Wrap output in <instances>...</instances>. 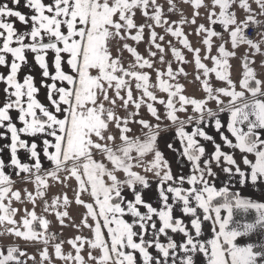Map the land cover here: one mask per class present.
Wrapping results in <instances>:
<instances>
[{
	"label": "snow or ice",
	"instance_id": "obj_1",
	"mask_svg": "<svg viewBox=\"0 0 264 264\" xmlns=\"http://www.w3.org/2000/svg\"><path fill=\"white\" fill-rule=\"evenodd\" d=\"M20 2L21 0H11L16 6ZM188 2L193 9L206 7L203 0ZM211 2L214 10L208 12L209 24L218 23L225 31L230 30L233 48L239 44H247L254 53H260L261 44H264V31L260 30L264 27V20L258 19L257 16H264V0H254L260 9L258 14L253 12L248 0H238L239 8L246 13V19L242 21L237 20L233 11L237 0ZM167 3L168 12H175L173 0H167ZM24 6L33 14L29 16L9 7L8 3H0V67L7 69L6 75L0 72V83L5 85L2 89L3 98L0 100V140H10L8 144L0 145V226L4 232L28 242H41L45 247L40 252V264L45 261L51 264L48 252L50 242L55 257L66 264H85L81 255V249L85 245L89 249L100 251L98 258L93 256L91 251L88 254V258L95 260L96 264H138L135 255L137 252L142 264H177L178 256L179 264H194L196 254H202L206 264H264V248L255 250L253 245L238 247L233 241L241 232L226 230L233 208L255 209L257 223L264 222V203H253L238 196L233 201L229 198L226 187L217 190L210 186L209 180L205 178V172L211 177L216 175L212 171L210 160L215 161L217 165L220 164L221 157L227 165H233L236 161L232 155H227L221 150V145L206 134L202 125L214 127L228 147L239 149L242 153L254 154V162L245 156L243 163L250 166L252 184L264 180V139L257 131L264 130V99L261 98L264 97V91L261 90V81L248 66L250 61L247 57L244 59L243 78L240 80L243 90L236 91L227 72L228 57L234 53L227 51L221 44L218 48L219 55L211 57L213 67H206L201 62L200 49H192L182 31V25L195 23L198 11H194L191 21L181 14L178 22L169 23L157 0H49L48 3L44 0H25ZM215 9H218V12ZM137 10L152 23L146 22L137 26L134 23ZM117 16L119 19H114ZM11 18L19 21L24 29L18 30ZM156 27L164 28L166 34L175 37L179 44L195 53V66L197 70H202L203 90L207 93V99L185 96L181 94L182 86L179 83L170 82L180 74L186 75L183 68L174 71L171 62H167L166 71L155 69L158 53L159 63H166V49L163 46L165 37L155 31ZM250 27L254 29V35L261 38L259 42H254L246 35ZM145 28L149 31L148 58L139 54L135 47L123 43L120 51L127 50L134 58V62L125 68L119 57H112L110 46L113 41L127 39L141 42ZM196 32L204 34L203 44L209 50L212 37L220 35L212 27L206 28L204 24H200ZM153 47L156 51H152ZM169 48L176 61H184L181 51L171 42ZM29 52L33 54L35 64L42 70L40 87L47 90V106L36 98L39 89L34 83V76L26 74L22 82L18 79L19 72L27 64ZM49 53L53 54L51 67L54 71H50V64L46 60ZM207 58L206 56L205 59ZM65 65L70 71L64 70ZM146 68L155 69V87L160 92L167 93V100L158 101L164 106L166 118L175 125L173 142L168 143L167 147L190 163V171L193 174L186 178L183 174L178 179L174 178L168 161L156 149L159 132H166L168 126L161 127L158 123L154 128L147 120L135 119L142 106H146L147 112L157 121L161 119L157 108L154 107L157 96L150 90L153 86L150 85L149 73L144 71ZM93 71L97 74L93 75ZM210 73H214L220 81H227L229 87L217 88L214 94L208 82ZM196 79L200 80V76L197 75ZM48 80L51 83H47ZM133 82L135 89L141 93L136 98L131 87ZM109 89L114 90L115 99L110 100ZM245 91L249 96L245 95ZM220 95L230 98L226 105ZM101 96L103 101L111 106L106 107L105 103L100 102ZM116 99L122 102L120 107L126 111L125 118L114 112ZM209 100H215L219 112H228L227 130L235 138L234 144L221 131L223 125L218 118V112L206 106ZM187 106H191V114H187ZM130 107L135 111L129 110ZM179 112L186 113V119H180L177 115ZM13 113L17 115L13 116ZM110 123H114L120 133L121 143L117 147L93 140V137H96L100 141H113L112 135H104ZM130 123H139L142 130L147 129L143 139L128 135L131 131ZM189 125L193 126L191 132L186 131V126ZM244 125L247 126L246 130ZM22 135L31 137V142L23 139ZM197 137L214 145L210 160H204V167L200 166L199 161L205 156L206 148L201 146ZM37 140L41 141L42 148L38 146ZM176 141L181 145L182 151L175 147ZM5 149L10 154L7 162L3 158ZM94 149L110 162V168L105 162L93 159ZM20 150L28 154L31 162L21 161L18 157ZM40 151L43 153V160ZM151 152L155 153V157L148 170L154 171L158 180L159 209L143 200L142 193L149 189L150 181L133 170L140 166L145 153ZM134 160L137 163H133ZM45 162L50 163L51 168L45 169ZM6 168L11 171L6 173ZM222 171L229 176L233 174L229 167H224ZM62 172L68 173L63 178L64 181L69 177L77 181L76 203L86 209L82 224L84 227H90L93 233L92 239L77 236L68 241L75 250V255L62 252L63 242H55L56 234L48 231L49 221L44 216H38L34 208L32 211L25 209V214L18 224L14 218L18 209L11 206L13 201L26 200L35 206L37 199L44 200L49 180L59 181V174ZM118 172L123 173V178H118ZM13 173L18 177L23 174V182L33 183L35 191L29 192L25 188L22 197L21 191L13 190ZM235 174L240 177L239 183L244 185L245 172L237 167ZM185 182L192 187L185 189ZM196 185L202 187L197 188ZM125 189L131 190L134 200H126L123 195ZM81 192H90L95 207L80 198ZM217 197H222L224 202L215 205L213 202ZM190 200H194L203 210L204 221L213 219L210 213L215 214L214 224H218L219 230L213 229L214 238L206 242L199 239L202 232L199 218L191 220L192 228L195 229L194 236L188 232L180 219H173L172 213L178 204L182 205L183 214L196 216V208L190 206ZM67 204L66 195L62 200L60 197H53L51 204L44 200V211L57 210ZM141 205L146 209L143 213L138 207ZM222 210L226 212L223 217ZM55 215L63 224V218L68 213L55 211ZM125 215L132 217L131 222L124 219ZM88 217L95 221L94 227L87 224ZM157 219L160 225L158 228ZM102 228L107 230L108 240L105 239ZM136 228L140 231L137 232ZM253 228L254 225H245L244 231H251ZM168 230L173 234H183L186 240L177 244L167 235ZM162 235L167 236L166 243L161 242ZM136 237L139 242L134 239ZM151 248H154L158 255L150 254ZM26 255L16 246L0 245V264H24L21 257ZM29 259L34 260L32 257Z\"/></svg>",
	"mask_w": 264,
	"mask_h": 264
},
{
	"label": "crops",
	"instance_id": "obj_2",
	"mask_svg": "<svg viewBox=\"0 0 264 264\" xmlns=\"http://www.w3.org/2000/svg\"><path fill=\"white\" fill-rule=\"evenodd\" d=\"M45 3H48L49 0H44ZM0 3H8L9 7L14 8V10H18L23 14H27V15H31L33 14L31 12V10H29L28 8H26L24 6L25 0H21L20 4L18 6L13 5L11 3V0H0ZM255 13H259L260 9L257 6L255 11H253ZM258 17H262L260 15L257 16ZM176 18V17H175ZM259 19V18H258ZM12 22H14V26L18 29V30H23L24 26L20 24L19 21H17L15 18H11ZM30 27V25H29ZM66 31V29H65ZM143 42H146V44L148 43V38H149V31L146 28V31L144 30L143 33ZM257 39V40H256ZM254 40V42H259L260 37L258 36ZM0 43H2V41H0ZM15 46V45H14ZM131 47H135L132 44L130 45ZM148 46V44H147ZM246 46V45H245ZM165 47V46H164ZM239 48V47H238ZM121 48L117 47H112L110 46V52L113 58H117L119 57V55H124L125 58V64L123 63L122 65L127 68L129 63H133L134 62V58L131 56V54L127 51V50H123L120 51ZM138 52L148 58V47H142V49H140V51L138 50ZM253 53V59L252 61H260L259 57H264V44H261V51L260 53H254V50H252ZM236 54V61L240 60L239 59V54ZM228 57V61H229ZM11 58L9 57V60ZM53 59V54L49 53L48 56L46 57V60L49 62L50 64V71H54V69L51 67V61ZM245 59V58H244ZM243 59V61H244ZM251 60V58H248ZM121 62L122 59H121ZM230 62V61H229ZM259 68V67H258ZM64 70L70 71L67 66L65 65ZM150 69H144V71H147L149 73ZM259 70V69H258ZM0 72L4 73L5 75L7 74V69L0 67ZM41 72L42 70L38 67V65L35 64L34 61V57L33 54H31L30 52L27 53V64L25 66L22 67L21 71L18 74V79L20 82L23 81V78L26 74H31L32 76H34V83L36 85V87L39 89V92L37 94V100L39 102H41L42 104H45L46 106L48 105V100L46 97V92L47 90L45 88L40 87L41 85ZM93 75H96L97 72L93 71L92 72ZM150 76V74H149ZM257 79H259L261 81V90L264 91V77L261 76H256ZM47 83H51L50 80L47 81ZM254 82H253V86H254ZM5 85L3 83H0V100H2L3 98V93H2V89ZM59 86V85H58ZM132 90H133V95L134 98L139 97L141 94L138 93L136 94V89H135V84L134 82L131 84ZM122 95L124 93H121ZM109 98L111 99H115V93L114 90L109 89L108 92ZM246 96H249V93H245ZM262 99H264V97H261ZM146 99V98H145ZM159 99H161V96H157V101H159ZM100 102L105 103L106 107L111 106L108 102L103 101V97H100ZM122 104V102L119 99H116V106L114 107V112L121 118H125L126 117V111L120 107V105ZM155 107V106H154ZM51 110V109H50ZM131 111H135L134 108L130 109ZM158 110V109H157ZM139 112H141V114L138 117H141L144 120H147L149 122V120L151 119L150 117V113L147 112L146 106H142L141 109L139 110ZM16 113H13V116H16ZM218 118L221 120L222 122V129L221 131L224 133L225 137H227L233 144L236 142L235 138L231 136V133L228 132L227 130V122L229 119V114L228 112H218ZM139 119H137L138 121ZM139 125V123H137ZM129 127L131 128V131L128 133L129 136L135 138L136 135L143 131H147V129H143L142 130V126L139 127L136 125V123H130ZM192 125L186 126V131L191 132L192 130ZM246 130V125L243 126ZM155 128V126H154ZM203 130L206 132L207 135H210L213 137L214 141L217 144L221 145V150L227 154V155H232L234 160L236 161L235 164L233 165H227L226 162L223 161V157H221V162L219 165H217L215 163V161H211L210 157L211 154L214 151V145L212 142L209 141H204L202 138L197 137V139L199 140V142L201 143V146L206 148V154L205 156H203L201 158V160L199 161L200 166L204 167V160L208 159L210 160V166L212 168V171L216 174L215 177H211L208 176L207 172H205V178L209 180V184L212 187H215L217 190H219L220 188H224L226 187L228 189V193H233L236 195V197L238 196L240 199L242 200H248L251 201L253 203H264V180H260L257 184H252V182L250 181V166L248 165H244L243 163V159L246 156L250 161L254 162L255 161V156L254 154L251 153H242L239 149H234V148H230L227 145L224 144L223 140L221 139L220 133L217 132L214 127H207V126H203L202 125ZM259 135L261 136L262 139H264V130H257ZM105 137H107L108 135H114V136H119V130L116 128L114 123H110L109 124V128L104 132ZM175 135V126L168 128V130L165 131H160L159 132V136H158V140L156 142V149L158 151H160L164 157L165 160L168 161L169 165H170V171L172 173V175L174 176V178H179V176L181 174L184 175V177L186 178L187 176L193 174L190 169H191V165L190 163L187 161L186 158H181L179 156V154L177 152H173L170 151L169 148L167 147L168 143L173 142V137ZM22 138L27 140L29 143L31 142L32 138L31 137H27V136H23ZM94 142H99V143H108L110 145V143H113V141H100L98 138L93 137ZM38 146H40V148H42V143L40 140L36 141ZM10 143V140L8 139H4V140H0V145L3 144H8ZM114 144V143H113ZM112 146V145H111ZM175 147L177 149H180V151H182L181 145L179 144L178 141L175 142ZM134 155V153H133ZM40 156L41 159L43 160V153L42 151H40ZM18 157L21 159L22 162H31L28 159V154L24 151V150H20L18 152ZM3 158L5 159V161L7 162L10 158V154L8 152L7 149H5L4 153H3ZM93 159L100 161V162H105L107 167H111L110 162L106 161V158L102 156V154L98 151V150H93ZM133 163H136L135 160L133 161ZM44 168H51L50 163L45 162L43 165ZM224 167H229L232 170V175L229 176L228 174H225L222 169ZM239 167L241 169V171L245 172V184L241 185L239 183L240 177L238 174H235V169ZM134 171L138 172L139 174L143 175L138 168H134ZM6 173L10 172V169H5ZM118 178H123V173L122 172H118L117 173ZM13 182H17V181H21L23 179V174L21 176H16L14 173L11 176ZM149 181H150V187L147 190H144L142 193V197L143 200L145 202L151 203L154 207H157L159 209L160 205L158 203V193H157V187H158V181L153 182L154 179H152V177H146ZM175 186V185H173ZM165 187H167V185H165ZM183 187L185 189H188L190 187H192L191 185H188L186 182L183 184ZM197 188L202 187V185H196ZM139 190V189H137ZM123 195L125 196L126 200L128 201H132L134 200V196L131 192V190L129 189H125L123 191ZM84 197L88 198L90 200V203H92L95 207V202L93 200V198L90 195V192H85L84 193ZM169 202H171V195L169 194ZM13 208L18 209V212L16 214V216L14 217L17 221V223L19 224V222L21 221V218L24 216L25 214V209L23 208V204L21 202H17V201H13L12 205ZM190 206L196 208V216H192L191 214H183L182 212V205H176L174 210H173V219H180L182 221V224L185 226V228L188 230V232L190 234H192L193 236L195 235V229L192 228L191 225V220L194 218H199L202 224V232H201V236L199 237V239L202 242H206L209 239L214 238V231L213 229H215V231L219 230V226L218 224H214V217L215 214L214 213H210V215H212L213 219L204 221L203 217H204V212L202 209H200L196 202L194 200H190ZM139 210L143 213L146 211V209L141 205L138 206ZM29 211V209H27ZM38 216H44L45 219L49 220V217H53L52 213L48 214L47 212H36ZM224 215H226V212L224 210L221 211V216L223 217ZM124 219L128 222H131L132 217L130 215H125ZM154 219H156L154 217ZM258 221V216H257V211L255 209L252 208H248V209H240V208H233L232 209V217L231 220L229 222V224L226 226V230H236L241 232V234L239 236H237L233 243L238 246V247H244V246H248V245H253L255 250H259L261 248H264V222H260L257 223ZM101 224H102V220H101ZM254 225L253 230L251 231H244V226L245 225ZM159 221L157 219V228L159 227ZM10 227V226H9ZM37 228H39V226L37 225ZM137 232L140 231L139 228L135 229ZM48 231H53L52 229H48ZM56 232H59L58 230H54ZM60 233V232H59ZM102 233L105 237L106 240H108L107 237V230L102 228ZM61 235V233H60ZM168 236H171L173 241L176 242L177 244L183 242L186 240V237L183 236V234L180 233H176L173 234L171 232V230H168L167 232ZM62 238V236H61ZM137 242H139V238L136 237L134 238ZM161 242H165L167 241V236L162 235L160 237ZM63 242V239L61 240ZM0 245L3 246H16L18 247L21 251H24L27 255L25 257H21V259L24 261V264H40V252L44 250V245L41 242H28L25 241L23 238H17L14 237L13 235L7 234L4 232L3 227L0 226ZM49 245H52V242L49 243ZM63 250V249H62ZM150 254L156 256L158 255V253L156 252V250L154 248L149 249ZM48 252H49V256H50V262L51 264H66L65 261L60 260L59 258H55V254H54V250L53 249H49L48 248ZM63 252V251H62ZM179 252V249H178ZM68 254V253H66ZM93 255V254H92ZM138 264H142V261L140 260L139 257V253H135ZM29 257L34 258L33 259H29ZM90 260V259H89ZM91 264H95L94 262L90 261ZM44 264H49L48 261H45ZM171 264V262H170ZM177 264H179V256L177 258ZM194 264H206V260L204 259L202 254H196L194 256Z\"/></svg>",
	"mask_w": 264,
	"mask_h": 264
},
{
	"label": "rangeland",
	"instance_id": "obj_3",
	"mask_svg": "<svg viewBox=\"0 0 264 264\" xmlns=\"http://www.w3.org/2000/svg\"><path fill=\"white\" fill-rule=\"evenodd\" d=\"M250 3L251 9L255 11L256 7L258 6L254 0H248ZM157 3L160 4L164 10L165 13V19L171 22H178L181 19V14L189 21L192 20L193 18V13L194 11H198L199 15L195 17V23H188L185 25H182V31L184 32L185 36L187 37L189 44L192 49L199 48L200 52L199 55L201 57V62L206 65V67H213V62L211 60L212 56H218V48L221 44L225 46V49L229 52H233L234 55L230 56L229 61H228V77L232 81L233 85L235 86L236 91H242L243 89L240 87V80L243 78V72H244V61L243 59L245 57L251 58L249 59V67H251L256 74V76H261L264 77V57H259L260 61H255L253 62V53L249 45L247 44H239L237 45L236 48L232 47L231 44V39L229 35V31H225L220 24L216 25H210L209 21L207 19L208 12L213 11L214 9L212 8V2L211 0H203V5L199 9H193L191 6V3L188 2V0H173V3L175 4L176 11L173 13L168 12V3L167 0H157ZM215 11L218 12V9H215ZM233 11L236 13V18L238 21H242L246 19V13L244 10L239 8V3L237 0V3L233 6ZM176 17V18H175ZM261 20H264V16L261 18L258 17ZM114 19L118 20L119 17H115ZM152 23V21L147 20L140 12L139 10L136 11V14L134 16V23L139 26L144 23ZM200 24H204L205 27H212L214 31L220 33L219 36L212 37V46L211 49L209 50L207 46L203 44V38L204 34H197L196 29L199 27ZM146 31V28H145ZM155 31L159 35H164L165 40L163 42V46H165L166 52H165V64L159 63V53L157 54V57L155 58V69H159L161 71H166L167 70V62H171V66L174 71H176L179 68L184 69L185 74H180L176 77L175 80L170 81L171 83H179L182 86V92L181 94L188 96L190 98H195V99H207V93L203 90V84L202 81L204 80L202 70H197L195 66V60L194 56L195 53L193 51H190L188 48H185L183 45L179 44L178 40L171 36L170 34H166L164 31V28L162 27H156ZM134 34V32H133ZM261 39V38H260ZM257 40V39H256ZM255 40V41H256ZM147 42V41H146ZM146 42H139L137 43L136 41H133L131 39H127L125 41H113L111 46L112 47H119L122 48L123 43H128L129 46L132 44L135 46V48L140 51L142 47H148ZM169 42H171L172 45H174L176 48H178L181 53L184 56V61L183 62H178L175 60V58L172 56L171 50L169 48ZM246 45V46H245ZM239 47V48H238ZM152 51H156V49L153 47ZM239 54V59L236 61V53ZM139 53V52H138ZM140 54V53H139ZM142 55V53H141ZM143 56V55H142ZM208 57L205 59V57ZM119 58L122 59L123 62L122 64H125V58L124 55H119ZM147 58V56L145 57ZM259 67V68H258ZM155 69H150L149 74H150V85L153 87L150 88L154 92L156 96H161V99L167 100V93H162L159 91L158 88L155 87L156 84V72ZM259 69V70H258ZM197 75L200 76V80H197L196 77ZM208 82L210 83L211 87L214 90L215 94V89L217 88H228L229 85L227 84V81H220L216 78L214 73H210L208 77ZM255 86V85H254ZM136 90V94H138ZM247 93V91H245ZM141 94V93H140ZM220 99L223 100L224 104L226 105L228 103V100L230 99L229 97L220 95ZM154 106L158 109V115L161 117L160 121H157L155 117H152L149 120V123L154 127L158 123L161 127L168 126V128L173 127L175 125H172V122L169 121L166 118L165 115V109L164 106L160 105L157 102L154 103ZM208 108H211L214 112H219L218 106L215 102V100H209L206 105ZM177 107H179V104L177 103ZM191 106H187V114H191ZM141 114L137 115L135 119H142L141 117H138ZM186 113L184 112H179L177 115L179 116L180 119H186ZM137 126L141 127V125ZM144 133L145 131L137 134L136 137H140L141 139L144 138ZM113 143H110L113 147H117L120 145V140L119 136H114ZM135 137V138H136ZM135 156V153L134 155ZM155 157V153H145V155L141 158L140 166H138V170L145 176V177H152L153 182L158 181L154 171H149L148 169L150 168L151 162L153 161ZM137 163V161L135 160ZM47 169V168H45ZM60 175V180L59 181H51L49 180V187L46 190V195L44 197V200H47L49 204H51V200L53 197H60L61 200L63 197L66 195L68 198V204L66 206H62L57 210H49L47 213L51 214L53 217H49V227L48 229L58 230L61 233V240L63 239L62 243V251L64 254L71 252L73 255H75V250L72 248V245L68 242L70 240L75 239L77 236H82L85 239H92L93 238V233L91 231L90 227H84L82 224V221L85 217L86 214V209L83 207V205H78L76 203V191L78 190V184L75 178L69 177L66 181H64V177L68 175L66 172H62L59 174ZM27 189L29 192H34L35 187L34 184L31 182H23V179L21 181H17L13 183V190H19L21 191L22 197L24 195V189ZM85 192L80 193V198L85 202V203H90V200L88 198L84 197ZM44 200L37 199L35 206L31 202H27L26 200L24 202H21L23 204V208L29 209V211H32L33 208L35 212H45L44 211ZM55 211H66L68 215L63 218V224L60 223V220L56 217ZM87 224L94 227L95 226V221L92 220L91 217L87 218ZM56 232V231H55ZM58 232V233H59ZM49 249H53L52 245H48ZM6 251V249H4ZM54 250V249H53ZM89 251L93 254V256H96L97 258L100 256V251L98 249H89L87 245H85L81 249V255L84 257L85 264H91L90 261L94 262L96 264L95 260H89L88 254ZM57 258V257H55ZM70 264V262H69Z\"/></svg>",
	"mask_w": 264,
	"mask_h": 264
},
{
	"label": "built area",
	"instance_id": "obj_4",
	"mask_svg": "<svg viewBox=\"0 0 264 264\" xmlns=\"http://www.w3.org/2000/svg\"><path fill=\"white\" fill-rule=\"evenodd\" d=\"M260 30H261V31H264V27H262ZM246 35H247L249 38H252L253 40H255V39L258 37V36H256V35H254V29L251 28V27H250L249 29H247ZM49 232H51V233H55V234H56L57 239H56L55 242H61V235H60V233L55 232V231H49Z\"/></svg>",
	"mask_w": 264,
	"mask_h": 264
},
{
	"label": "trees",
	"instance_id": "obj_5",
	"mask_svg": "<svg viewBox=\"0 0 264 264\" xmlns=\"http://www.w3.org/2000/svg\"><path fill=\"white\" fill-rule=\"evenodd\" d=\"M228 195H229V198L232 199L233 201H234V199L236 198V195L233 194V193H228ZM223 202H224V200H223L222 197H217V198H215V200H214L213 203H214L215 205H218V204H221V203H223Z\"/></svg>",
	"mask_w": 264,
	"mask_h": 264
}]
</instances>
